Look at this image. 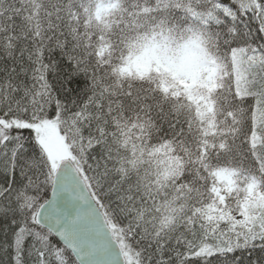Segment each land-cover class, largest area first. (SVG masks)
<instances>
[{
	"label": "snow or ice",
	"instance_id": "obj_1",
	"mask_svg": "<svg viewBox=\"0 0 264 264\" xmlns=\"http://www.w3.org/2000/svg\"><path fill=\"white\" fill-rule=\"evenodd\" d=\"M0 264H264V0H0Z\"/></svg>",
	"mask_w": 264,
	"mask_h": 264
}]
</instances>
